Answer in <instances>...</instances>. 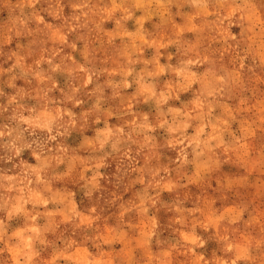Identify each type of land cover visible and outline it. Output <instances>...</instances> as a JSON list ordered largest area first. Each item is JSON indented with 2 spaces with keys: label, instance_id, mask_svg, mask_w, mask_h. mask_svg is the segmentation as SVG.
Wrapping results in <instances>:
<instances>
[{
  "label": "rangeland",
  "instance_id": "1",
  "mask_svg": "<svg viewBox=\"0 0 264 264\" xmlns=\"http://www.w3.org/2000/svg\"><path fill=\"white\" fill-rule=\"evenodd\" d=\"M0 264H264V0H0Z\"/></svg>",
  "mask_w": 264,
  "mask_h": 264
}]
</instances>
